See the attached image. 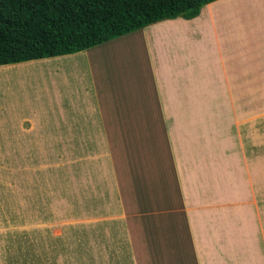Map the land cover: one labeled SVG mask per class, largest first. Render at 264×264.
<instances>
[{
    "label": "crops",
    "instance_id": "crops-1",
    "mask_svg": "<svg viewBox=\"0 0 264 264\" xmlns=\"http://www.w3.org/2000/svg\"><path fill=\"white\" fill-rule=\"evenodd\" d=\"M234 1L215 0L193 18L164 19L76 53L0 65V157L3 148L15 158L16 147L46 145L40 140L48 137H68L71 143L64 144L70 146H128L118 138L120 130L135 131L133 155L112 148L107 157L125 194L124 209L131 207L134 185L155 190L156 198L165 195L157 208L178 210V222L184 215L198 254L197 224L212 216L182 180L187 174L206 178L216 198L227 191L234 210L239 174L243 179L249 170V156L240 158L226 123L239 112L240 97L254 92L256 52L264 50V0L247 4L250 14ZM135 67L142 70L141 82ZM159 132L166 135L162 154L154 144ZM158 163L166 165L160 169ZM167 170L176 174L177 185ZM160 173L170 180L164 192L146 181ZM202 188L210 191L204 181ZM135 231L139 239L140 228Z\"/></svg>",
    "mask_w": 264,
    "mask_h": 264
},
{
    "label": "rangeland",
    "instance_id": "rangeland-1",
    "mask_svg": "<svg viewBox=\"0 0 264 264\" xmlns=\"http://www.w3.org/2000/svg\"><path fill=\"white\" fill-rule=\"evenodd\" d=\"M257 1L234 2L250 14L247 4ZM252 7L258 8L257 4ZM133 61L136 62L135 58ZM134 74L139 75L138 82L143 81L142 70L135 67ZM254 80V92L248 98L240 97L239 112L230 116L226 123L232 127V139L239 146L240 158L246 154L249 156V170L243 179L239 174L240 201L237 208L231 210L224 189L220 194L222 198H216L212 182L206 178L187 174L189 177L182 180L188 194L205 203L202 204V208H206L203 213L212 216L204 215L206 220L197 224L196 238L202 240L198 254L184 215L178 222L173 220L178 210L161 211L157 208L162 206L158 204L160 201H167L165 195L156 198L153 195L155 190L152 192L151 188L144 190L134 185L128 191L131 207L126 206L127 211L124 209L125 194L116 185L118 181L107 158L113 147L70 146L65 145L71 143L65 139L68 137H63L64 140L48 137L46 141L40 140L48 143L46 145L16 147L15 158L6 157L8 148L2 149L0 264H264L262 49L256 52ZM136 133L121 129L118 138L128 146H117L113 148L114 152L123 153L125 150V154L133 155L135 150L130 146ZM151 142L148 138L147 144ZM154 144L159 145L162 154V147L166 145L164 132H159ZM234 148L231 147L232 153ZM121 159L126 161V158ZM130 162L135 164L133 160ZM165 165L158 163L156 166L163 169ZM167 174L172 177V183L177 181L173 171L169 170ZM150 177L146 181L155 184V189L157 187L161 192L167 189L170 180L164 177V173H160L157 179L152 178L153 181ZM203 181L206 187H210L209 192H202ZM175 188L179 190L177 186ZM133 221H139V224ZM138 228L141 230L139 239L135 236ZM178 252L182 257L176 256Z\"/></svg>",
    "mask_w": 264,
    "mask_h": 264
},
{
    "label": "trees",
    "instance_id": "trees-1",
    "mask_svg": "<svg viewBox=\"0 0 264 264\" xmlns=\"http://www.w3.org/2000/svg\"><path fill=\"white\" fill-rule=\"evenodd\" d=\"M215 0H0V65L72 54Z\"/></svg>",
    "mask_w": 264,
    "mask_h": 264
}]
</instances>
